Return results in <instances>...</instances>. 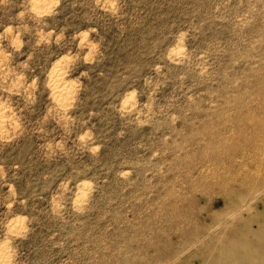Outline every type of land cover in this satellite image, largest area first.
I'll list each match as a JSON object with an SVG mask.
<instances>
[{"label": "rangeland", "instance_id": "1", "mask_svg": "<svg viewBox=\"0 0 264 264\" xmlns=\"http://www.w3.org/2000/svg\"><path fill=\"white\" fill-rule=\"evenodd\" d=\"M252 254L264 0H0V264Z\"/></svg>", "mask_w": 264, "mask_h": 264}, {"label": "bare ground", "instance_id": "2", "mask_svg": "<svg viewBox=\"0 0 264 264\" xmlns=\"http://www.w3.org/2000/svg\"><path fill=\"white\" fill-rule=\"evenodd\" d=\"M61 89V88H60ZM58 91V90H57ZM62 92V91H61ZM60 92V93H61ZM257 257L258 256H253V254H252V256L251 257H249L248 258V255L247 256H244V258L243 259H248L249 261L247 262V264H251V262H250V259H256L257 261H259L260 262V264H264V261L263 260H258L257 259ZM2 261H1V258H0V263H1ZM218 263V262H217ZM219 264V263H218ZM221 264V263H220ZM227 264V263H226ZM236 264H238V263H236ZM239 264H246V263H243V262H241V263H239Z\"/></svg>", "mask_w": 264, "mask_h": 264}]
</instances>
